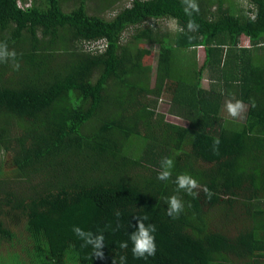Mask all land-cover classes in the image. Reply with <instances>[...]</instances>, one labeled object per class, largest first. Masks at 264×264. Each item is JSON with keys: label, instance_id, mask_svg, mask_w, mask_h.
<instances>
[{"label": "trees", "instance_id": "16d2710c", "mask_svg": "<svg viewBox=\"0 0 264 264\" xmlns=\"http://www.w3.org/2000/svg\"><path fill=\"white\" fill-rule=\"evenodd\" d=\"M245 1L197 0L189 31L181 0H0V42L20 64L0 62V264L6 251L15 264H264V0ZM164 19L176 29L149 25ZM182 173L211 199L177 191ZM145 216L156 254L136 259ZM73 226L104 235V258Z\"/></svg>", "mask_w": 264, "mask_h": 264}, {"label": "clouds", "instance_id": "9594fccd", "mask_svg": "<svg viewBox=\"0 0 264 264\" xmlns=\"http://www.w3.org/2000/svg\"><path fill=\"white\" fill-rule=\"evenodd\" d=\"M184 5V13L189 17L187 22V29L189 31L198 30L199 25L193 19V13L199 11V5L197 0H181ZM15 50H9L6 42H0V62L7 63L12 62L13 70L18 71L20 64L16 59ZM253 106L255 104L253 103ZM226 110L228 114L233 118L241 117L247 110V105L243 100L231 98L226 102ZM219 139L213 141L212 150L215 154L219 152ZM174 167V161L171 158L164 157L161 161L162 170L158 173L157 179L160 181H167L172 176V169ZM177 185V191L183 190L187 195L194 198L199 197L203 192L208 199H211L213 193L205 186L202 187L199 182L190 174L182 173L176 177L174 181ZM166 214L175 219L184 210L183 201L177 196L172 195L167 198ZM119 215V214H117ZM137 224L135 225V231L129 234V240L132 243V255L136 259H147V257L155 256L156 254V242L154 233L157 231L155 224H146L147 217H136ZM72 231L77 237H79L84 243L82 246H91L93 248V255L96 258H104V252L102 249L105 247L104 235L94 234L91 231H85L79 226H73ZM120 249L128 248V241L121 242ZM112 264H117L116 258L113 259ZM119 264H127L126 255L119 257Z\"/></svg>", "mask_w": 264, "mask_h": 264}, {"label": "rangeland", "instance_id": "374dc122", "mask_svg": "<svg viewBox=\"0 0 264 264\" xmlns=\"http://www.w3.org/2000/svg\"><path fill=\"white\" fill-rule=\"evenodd\" d=\"M237 1H239L240 2V4L241 5H245L246 4V1L245 0H237ZM28 2H30V0H28ZM128 2H129V0H122V2H120V6L119 7H121V5H127L128 4ZM93 13V12H92ZM113 12L112 11H110V12H106V14H105V17L106 18H111L112 16H113ZM149 25H151V26H153V27H155V28H158V29H160V30H164V29H167V30H169V31H174L175 29H176V24H175V21H173V20H167V19H164V20H158V21H151V22H149ZM197 54H198V57H199V60H201L202 59V55H203V51H202V49H198L197 50ZM148 63H151V64H154V58H153V56H151V57H149V59H148V61H147ZM153 82V81H152ZM154 84V83H153ZM203 86L204 87H207V82H205V81H203ZM161 98L162 99H158V102H157V104H156V108H155V110L156 111H158V112H160V113H164L166 110H167V107H168V103H167V101H165V99L163 98V95H161ZM225 111H226V109H225ZM224 111V112H225ZM165 118H166V120L167 121H169V122H175V123H181V121H178L177 119H173L172 117H170L169 115L167 116H165ZM184 124V123H183ZM186 124V123H185ZM9 155H11V154H9ZM0 159H2V160H4L5 159V156L2 158V157H0ZM9 159H10V157H9ZM9 162V160L7 161V163ZM7 170H8V172L7 173H9V174H11V171H9V168H7ZM13 187H14V185H12ZM20 186V187H19ZM15 187H18L19 189H22V185H19V184H17V186H15ZM5 223H6V225H7V227L10 229V230H12L14 233H16L17 234V236H21L20 234H22L21 232L23 231V229L21 228V226H19V225H14L13 223H11L9 220H8V218H5ZM13 252V251H12ZM5 258H6V260H8L9 262H12L13 261V264H15V258L13 259V258H11L10 256H9V254H8V252L6 251L5 252ZM15 256V255H14ZM17 259V262H19L20 261V258L18 259V258H16ZM16 262V263H17Z\"/></svg>", "mask_w": 264, "mask_h": 264}, {"label": "crops", "instance_id": "0c3cea01", "mask_svg": "<svg viewBox=\"0 0 264 264\" xmlns=\"http://www.w3.org/2000/svg\"><path fill=\"white\" fill-rule=\"evenodd\" d=\"M247 43H248V41L246 40V41H244V45H246L247 46ZM228 113V112H227Z\"/></svg>", "mask_w": 264, "mask_h": 264}]
</instances>
